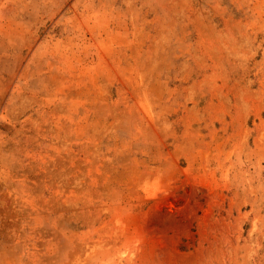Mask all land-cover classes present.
Wrapping results in <instances>:
<instances>
[{
	"label": "rangeland",
	"instance_id": "374dc122",
	"mask_svg": "<svg viewBox=\"0 0 264 264\" xmlns=\"http://www.w3.org/2000/svg\"><path fill=\"white\" fill-rule=\"evenodd\" d=\"M0 264H264V0H0Z\"/></svg>",
	"mask_w": 264,
	"mask_h": 264
}]
</instances>
